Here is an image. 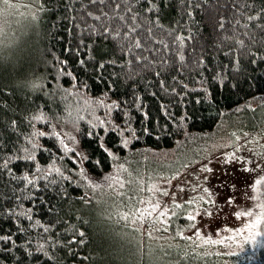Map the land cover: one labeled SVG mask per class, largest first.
I'll use <instances>...</instances> for the list:
<instances>
[{
  "label": "trees",
  "instance_id": "trees-1",
  "mask_svg": "<svg viewBox=\"0 0 264 264\" xmlns=\"http://www.w3.org/2000/svg\"><path fill=\"white\" fill-rule=\"evenodd\" d=\"M22 6L0 7V264H264L261 167L251 255L189 237L182 208L166 224L122 221L222 130L264 135V0ZM251 155L264 161V146Z\"/></svg>",
  "mask_w": 264,
  "mask_h": 264
},
{
  "label": "rangeland",
  "instance_id": "rangeland-1",
  "mask_svg": "<svg viewBox=\"0 0 264 264\" xmlns=\"http://www.w3.org/2000/svg\"><path fill=\"white\" fill-rule=\"evenodd\" d=\"M24 2L8 0L5 4L0 0V7L3 12L15 13ZM3 12L0 10V15L3 16ZM218 139L208 145L203 161L198 165L193 163L196 167H181L169 177L150 179L130 217L128 213L122 214V221L138 227L140 224H166L172 210L182 208L187 218L195 217L188 221L190 229L185 233L190 234L189 237H198L201 244L210 238L211 243L221 245L218 250L231 255H251L259 200L255 180L262 175L259 170L264 169L263 159L251 154L260 152L264 135L250 138L245 137V133L235 134L231 129H224ZM227 198H231L232 203H227ZM185 202L189 208L182 207ZM145 231L154 244H164L161 241L167 239L156 234L157 229L146 228Z\"/></svg>",
  "mask_w": 264,
  "mask_h": 264
},
{
  "label": "snow or ice",
  "instance_id": "snow-or-ice-1",
  "mask_svg": "<svg viewBox=\"0 0 264 264\" xmlns=\"http://www.w3.org/2000/svg\"><path fill=\"white\" fill-rule=\"evenodd\" d=\"M3 2L5 3V4H7L8 3V0H3ZM116 7L117 8H119L120 7V5L119 4H117L116 5ZM119 19H124V17H119ZM249 19H253V17H249ZM222 26V25H221ZM174 39L175 40H177V41H180V43H181V45H182V43H183V40H182V38L181 37H174ZM136 47H140V43H139V41H137L136 42ZM165 47H168V45H165ZM181 59H183V56H181ZM79 63H81V64H83L84 63V61L83 60H81V61H79ZM99 67L100 68H103L104 67V65H99ZM101 124H103V122H101ZM40 135H44V133H40ZM56 135H59V133H57ZM89 135H92V133L90 132L89 133ZM72 139H75V137H73ZM61 143H63V141H61ZM125 143H126V141H125ZM101 147H103V146H101ZM64 149H66V150H68V151H72V149H69L68 148V145H64ZM104 151H107V149H104ZM109 155H111V153L109 152L108 153ZM75 155L76 156H81L82 157V159H88V157H84V156H82V153H80V152H76L75 153ZM34 157H29V159H33ZM97 163H99V161H97ZM6 166V165H5ZM58 174H61V176H62V173H60V169L59 168H57L56 170H55ZM208 171H211V169H208ZM245 171H248L247 169H245ZM81 172H83V169H81ZM62 178L63 179H69V177H63L62 176ZM25 179L27 180V177H25ZM28 183L29 184H31L32 183V181L31 180H28ZM262 183V180H256L255 181V184L256 185H260ZM227 203H232V200H231V198H227V201H226ZM177 207H179V205H177ZM164 213H161V215H163ZM247 215H251V213H246ZM240 214H237V216H239ZM195 217H193V216H189L188 217V219L189 220H193ZM259 223V221H257V224ZM81 235H83L82 233H81ZM11 238L10 237H7V236H0V241H9Z\"/></svg>",
  "mask_w": 264,
  "mask_h": 264
}]
</instances>
